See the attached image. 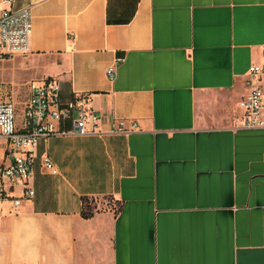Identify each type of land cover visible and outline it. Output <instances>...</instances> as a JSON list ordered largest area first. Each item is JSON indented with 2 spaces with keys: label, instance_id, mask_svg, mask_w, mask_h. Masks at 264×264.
Masks as SVG:
<instances>
[{
  "label": "crops",
  "instance_id": "1",
  "mask_svg": "<svg viewBox=\"0 0 264 264\" xmlns=\"http://www.w3.org/2000/svg\"><path fill=\"white\" fill-rule=\"evenodd\" d=\"M10 6L30 7L29 50L0 60V99L22 109L30 80L55 77L62 101L88 92L101 120L41 137L28 181L5 183L0 264H264V129L232 128L264 62V0Z\"/></svg>",
  "mask_w": 264,
  "mask_h": 264
},
{
  "label": "built area",
  "instance_id": "2",
  "mask_svg": "<svg viewBox=\"0 0 264 264\" xmlns=\"http://www.w3.org/2000/svg\"><path fill=\"white\" fill-rule=\"evenodd\" d=\"M0 6V60L29 50L31 11L29 6L13 8L11 0H3ZM112 80L116 75V64L106 69ZM245 92L238 100L240 113L232 120V128L264 129V62L251 63L244 79ZM29 94L23 102L21 125L15 121V103L11 99H0V138L5 141V153L11 154L7 163H0V202L5 198L6 182L26 183L31 175L33 151L41 137L55 134L98 133L101 114L90 104L88 92H76L62 101L60 84L55 77H42L28 82ZM69 121L71 127H61ZM132 125H135L132 122ZM116 130H125L120 121ZM44 164L55 172L48 158ZM33 194V189L25 186L21 196L13 198L18 206L21 199ZM99 208L88 202L83 203L87 215Z\"/></svg>",
  "mask_w": 264,
  "mask_h": 264
},
{
  "label": "rangeland",
  "instance_id": "3",
  "mask_svg": "<svg viewBox=\"0 0 264 264\" xmlns=\"http://www.w3.org/2000/svg\"><path fill=\"white\" fill-rule=\"evenodd\" d=\"M26 89H27L26 86L21 87V90L17 93V97H16L17 101H22L24 99ZM22 114L23 112H22L20 103H16L14 115H15V121L17 122V124H20V121L22 119Z\"/></svg>",
  "mask_w": 264,
  "mask_h": 264
}]
</instances>
